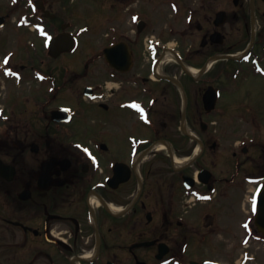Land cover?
Here are the masks:
<instances>
[{
  "label": "flooded vegetation",
  "instance_id": "flooded-vegetation-1",
  "mask_svg": "<svg viewBox=\"0 0 264 264\" xmlns=\"http://www.w3.org/2000/svg\"><path fill=\"white\" fill-rule=\"evenodd\" d=\"M80 2L10 0L0 12V264H227L191 253L234 239V226L244 248L264 240V139L244 132L264 106L241 88L264 81V0H105L99 58L61 61L58 76L24 46L25 62L3 51L28 29L52 61L74 54L76 21L94 26L71 10ZM59 35L74 47L53 58ZM98 60L100 83L55 103ZM33 80V96L13 88Z\"/></svg>",
  "mask_w": 264,
  "mask_h": 264
},
{
  "label": "rangeland",
  "instance_id": "rangeland-1",
  "mask_svg": "<svg viewBox=\"0 0 264 264\" xmlns=\"http://www.w3.org/2000/svg\"><path fill=\"white\" fill-rule=\"evenodd\" d=\"M69 1V0H67ZM225 0H214V2L210 3H204L206 6L203 8V10H209L211 5L216 6V4H219V6H223L225 3H223ZM227 1V0H226ZM225 1V2H226ZM159 2V0H158ZM195 3V2H194ZM105 4V0H82L80 3H73L71 6V10H75V13L77 16L81 15V19H84L86 11H90L92 16L94 17V26L91 28V32H82L81 31V24L84 22L76 21L77 25V32L80 38V44L77 48V51L74 54L61 56L57 60H51L50 57L46 56V50L44 49L43 53L38 52V45L39 40L36 37V35L30 31V30H11L10 37L5 38L8 41V44L5 46V49L3 51L8 50H14L17 54L16 61L17 62H25L26 55L21 54V50H23V46L25 49L27 48L28 53L30 55V58L38 57L40 55V58L44 60V66L46 65H54L55 67V75L58 76L60 72H58V68H60V64L62 62H66L69 60L79 62L80 60L88 58H99L94 57L96 54H99L102 44L105 43V37L104 32H102L101 28V19L99 18V14L102 11V5ZM190 4V1H188V6ZM192 5V4H191ZM209 5V6H208ZM229 7L231 9V0H228L227 3L224 6ZM10 8V0H0V12H3ZM164 6L160 7L159 9L164 10ZM217 7H214V10ZM11 9V8H10ZM158 9V8H157ZM166 9V8H165ZM17 12H20L18 10ZM15 12L12 14L13 18L14 15L17 14ZM13 26V23L11 25ZM227 28V27H225ZM10 31H6V33H9ZM1 34V33H0ZM1 37V36H0ZM4 39V38H3ZM2 39V40H3ZM16 41V42H15ZM29 58V57H28ZM62 61V62H61ZM51 62V63H49ZM78 63L76 64V66ZM101 67L100 60L93 63V65L90 67L91 75L88 76V78H78V75L76 76V80L74 82H71V87L69 89L65 88L61 91L58 90L57 97L55 100V103L58 104H65L67 103L65 95H72L75 92V96H79V91H82L83 86L86 84L89 85H98L101 81L100 77V71L99 68ZM78 70V66L76 67ZM79 72V71H78ZM44 86H46V90H48V82H42ZM14 90H20L21 94H28L30 96H33L36 90V81H24L22 83L21 87H13ZM40 88V87H39ZM243 91L248 90L250 92V99L252 100L251 103L254 106H264V81L263 80H253L250 78L249 80H246L241 87ZM5 89H0V91H3ZM45 90V87H44ZM256 107V108H257ZM254 115H246L248 120L251 119V123H257V127L259 125V129H255V127H250V129L244 131L251 136L252 141L256 138L264 139V108L260 109L257 108V111ZM246 118V117H245ZM246 118V119H247ZM227 118H225L226 120ZM226 122V121H224ZM242 132V133H244ZM237 140L240 139V137L236 138ZM224 144H226L224 142ZM234 239L228 240V238L224 236H219L218 242L215 243V245L218 246V248H214L213 250L204 251L205 254L200 253V256H194L192 252L191 256L198 257V259L201 258H214L220 261H224L227 264H264V240H252L249 242L248 246L246 248L243 247V243H239V235L242 234V230L238 228V226H234ZM253 230V229H252ZM259 240V241H258ZM245 250V251H244ZM203 252V253H204Z\"/></svg>",
  "mask_w": 264,
  "mask_h": 264
},
{
  "label": "water",
  "instance_id": "water-1",
  "mask_svg": "<svg viewBox=\"0 0 264 264\" xmlns=\"http://www.w3.org/2000/svg\"><path fill=\"white\" fill-rule=\"evenodd\" d=\"M222 14L223 13L217 14L216 23H219L218 21H222L223 20V17L220 18V15H222ZM61 39L62 38L60 37V38L55 39L54 41L51 40L50 45L52 43H55V42L61 40ZM67 43L71 45V41H67ZM256 225L261 231L264 232V189L261 192L260 198H259V201H258V216H257V219H256Z\"/></svg>",
  "mask_w": 264,
  "mask_h": 264
},
{
  "label": "bare ground",
  "instance_id": "bare-ground-1",
  "mask_svg": "<svg viewBox=\"0 0 264 264\" xmlns=\"http://www.w3.org/2000/svg\"><path fill=\"white\" fill-rule=\"evenodd\" d=\"M166 58L167 59L170 58V55H166ZM192 72H193V74H195V71L192 70Z\"/></svg>",
  "mask_w": 264,
  "mask_h": 264
},
{
  "label": "snow or ice",
  "instance_id": "snow-or-ice-1",
  "mask_svg": "<svg viewBox=\"0 0 264 264\" xmlns=\"http://www.w3.org/2000/svg\"><path fill=\"white\" fill-rule=\"evenodd\" d=\"M5 63H7V60H5Z\"/></svg>",
  "mask_w": 264,
  "mask_h": 264
}]
</instances>
